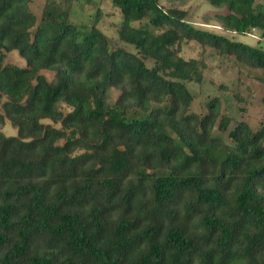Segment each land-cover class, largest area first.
<instances>
[{
    "label": "trees",
    "instance_id": "16d2710c",
    "mask_svg": "<svg viewBox=\"0 0 264 264\" xmlns=\"http://www.w3.org/2000/svg\"><path fill=\"white\" fill-rule=\"evenodd\" d=\"M109 1L113 47L99 7L79 25L82 0L38 15L0 0V124L17 130H0V264H264V124L220 113L216 95L193 111L206 64L180 55L194 42L264 71V50L160 0ZM206 1L225 7L223 30L264 41L257 0ZM12 51L25 66L4 63Z\"/></svg>",
    "mask_w": 264,
    "mask_h": 264
},
{
    "label": "rangeland",
    "instance_id": "374dc122",
    "mask_svg": "<svg viewBox=\"0 0 264 264\" xmlns=\"http://www.w3.org/2000/svg\"><path fill=\"white\" fill-rule=\"evenodd\" d=\"M44 0H31L30 9L39 14ZM75 7L71 12L70 21L79 25H90L91 14L99 7L102 16L97 23L98 28L109 39V46L113 47L118 42L117 29L121 21L119 11L109 0H95L96 4H86ZM256 3L262 6L264 11V0H257ZM164 8L176 7L187 11V20L195 27H200L215 34L223 35L229 39L244 43L254 48L264 50V41L260 38L261 32L253 30L249 35H235L221 28L217 16L225 13V7H215L206 0H160ZM184 59H202L206 64L203 72L204 85L194 83L188 84L191 94L195 95L192 110L195 112L206 111L203 104L208 96H218L220 100V113H226L233 120L244 119L256 129L259 124H264V85L261 78H264V71L251 69L236 62L233 58L219 57L207 48L197 43L188 42L183 44L181 54ZM4 63L25 66V61L19 57L16 51L7 53ZM47 78H51L52 72H42ZM116 92H113V97ZM0 130L5 136H16L17 130L10 122L0 124ZM221 137L228 142L226 134Z\"/></svg>",
    "mask_w": 264,
    "mask_h": 264
}]
</instances>
